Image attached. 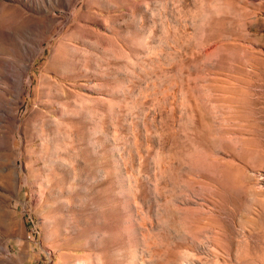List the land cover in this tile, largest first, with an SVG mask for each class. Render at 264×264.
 I'll list each match as a JSON object with an SVG mask.
<instances>
[{
	"label": "rangeland",
	"instance_id": "rangeland-1",
	"mask_svg": "<svg viewBox=\"0 0 264 264\" xmlns=\"http://www.w3.org/2000/svg\"><path fill=\"white\" fill-rule=\"evenodd\" d=\"M264 264V0H0V264Z\"/></svg>",
	"mask_w": 264,
	"mask_h": 264
},
{
	"label": "bare ground",
	"instance_id": "bare-ground-1",
	"mask_svg": "<svg viewBox=\"0 0 264 264\" xmlns=\"http://www.w3.org/2000/svg\"><path fill=\"white\" fill-rule=\"evenodd\" d=\"M76 264H81L80 262H77Z\"/></svg>",
	"mask_w": 264,
	"mask_h": 264
}]
</instances>
